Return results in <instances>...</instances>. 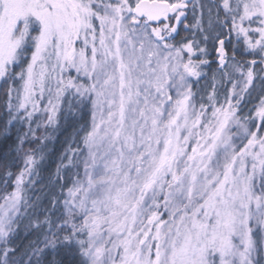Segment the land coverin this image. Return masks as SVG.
I'll return each mask as SVG.
<instances>
[{
  "label": "snow or ice",
  "instance_id": "obj_1",
  "mask_svg": "<svg viewBox=\"0 0 264 264\" xmlns=\"http://www.w3.org/2000/svg\"><path fill=\"white\" fill-rule=\"evenodd\" d=\"M0 85V135L27 128L0 152V264H264V0H0ZM62 105L83 124L21 239L24 145Z\"/></svg>",
  "mask_w": 264,
  "mask_h": 264
},
{
  "label": "trees",
  "instance_id": "obj_2",
  "mask_svg": "<svg viewBox=\"0 0 264 264\" xmlns=\"http://www.w3.org/2000/svg\"><path fill=\"white\" fill-rule=\"evenodd\" d=\"M187 35L186 32H181V37ZM211 58V57H210ZM215 65H213V70L215 69ZM204 72H208V69H204ZM208 81H201V87H206ZM6 102L7 97L5 96V88L0 85V129H3L5 125V121L8 119L6 116ZM39 121H44L45 116L40 115L36 117ZM59 127L49 126L44 128L43 124L41 128L36 132L38 137H46L43 139L41 144H25L24 148L26 149H34L37 147L42 148V152L36 154V165L35 172L36 176L33 177L35 181L34 184L26 185L24 192L22 193L25 199L27 200L28 207L23 208L24 216L20 222L21 227V239L27 234V229L25 226L28 225L29 221L36 222L37 220H43L46 216H50L51 212L54 210L51 208L49 204V193L52 191L50 177L55 172L56 168L61 163V157L63 156L65 150L67 149L70 141L69 137L71 136L75 139V128L79 127L83 124L82 120L76 119L73 120L72 116L69 114L67 106L62 105L61 112L58 116ZM35 127V125H33ZM27 130L26 126L22 123H17L14 127L9 129V133L12 137L11 140L5 142L3 135H0V152L4 151V144L6 143L8 146H11L15 140L18 133H23ZM75 162V161H74ZM67 164V161H64ZM16 171V169H12ZM74 168H69L66 172L62 171L61 175L65 177L67 180L68 177H74L76 172L73 171ZM74 172V173H73ZM3 174V169L0 168V176ZM4 183L0 180V187H2ZM69 186H71L69 184ZM9 189L12 190L11 182H9ZM59 191V188L56 189ZM67 189H64V193L66 194ZM60 210H56V214L59 215ZM54 218V217H53ZM35 235L29 237V239H35Z\"/></svg>",
  "mask_w": 264,
  "mask_h": 264
},
{
  "label": "rangeland",
  "instance_id": "obj_3",
  "mask_svg": "<svg viewBox=\"0 0 264 264\" xmlns=\"http://www.w3.org/2000/svg\"><path fill=\"white\" fill-rule=\"evenodd\" d=\"M254 26H255V25H254ZM26 150H28V149H26ZM73 171H74V172L79 171V173H80V178H83V171H82V169L78 170V169H75V168H74ZM74 172H73V173H74ZM12 191H14V188H12V190H11V189H9L8 187H5V185L3 184L2 187H0V196L7 195L8 193H10V192H12ZM2 203H3V200H0V204H2Z\"/></svg>",
  "mask_w": 264,
  "mask_h": 264
}]
</instances>
